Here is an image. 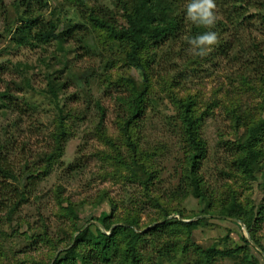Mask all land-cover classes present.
Returning <instances> with one entry per match:
<instances>
[{"label": "rangeland", "instance_id": "obj_1", "mask_svg": "<svg viewBox=\"0 0 264 264\" xmlns=\"http://www.w3.org/2000/svg\"><path fill=\"white\" fill-rule=\"evenodd\" d=\"M29 1L34 10L52 17L59 30L83 24L90 30L85 40L91 48L69 40L71 48L65 53L54 41L35 50L10 49L18 24L14 6H23L21 0L0 1V91L8 92L5 100L0 97V144L16 175H21L24 165L30 167L39 161L51 146L57 110L51 96L42 90L47 89L45 70L66 81L56 100L73 116L67 120L70 135L59 164L37 178L26 173L23 183H28L30 196L11 215L3 195L12 197V203L16 199L12 190L18 187L12 179L0 178V264H54L57 259L64 260L79 229L105 231L96 220L103 212L109 215L111 227L129 219L137 222V231L142 233L139 257L143 264H203V250L215 243L216 248L234 251L235 256L214 255L208 264H238L245 256L264 264V126L259 123L264 118V59L260 56L264 55V0H243L249 5L248 11L237 28H227L230 44L237 37L240 41L235 58L219 54L212 61L205 52L199 62H190L194 64L187 67L185 58L174 56L173 51L181 49L180 42L158 48L150 70L146 111L136 119L132 132L133 141L144 153L133 152L120 129L122 119L129 115L127 93L109 83V78L142 81L139 71L124 63L123 46L108 38L104 30L92 27L88 17L77 16L64 0ZM84 1L86 16L109 8L108 17L118 25L125 24L122 9L114 0ZM3 8L8 12L7 21ZM187 45L184 54L193 58L195 52L190 43ZM16 61L21 62L19 71ZM25 76L32 77L37 90L18 88ZM188 99L201 120L199 134L206 157L196 172L203 178L206 199L211 201L208 209H219L235 200L253 210L251 229L240 221L201 214L205 208L202 199L193 193L185 198L177 193L180 186L185 187L184 173L191 161L174 101ZM234 116L240 117L238 124ZM252 126L256 129L249 140ZM248 140L253 141L257 155L253 179L236 166L237 154L245 147L242 143L248 144ZM134 160L154 172L149 193L132 178L130 168L138 169ZM106 198L112 199L113 206ZM68 203L77 205L76 216L64 215ZM201 217L206 219L196 228L184 225ZM119 236L124 248V235ZM87 246L81 249L85 254L89 253Z\"/></svg>", "mask_w": 264, "mask_h": 264}, {"label": "trees", "instance_id": "obj_2", "mask_svg": "<svg viewBox=\"0 0 264 264\" xmlns=\"http://www.w3.org/2000/svg\"><path fill=\"white\" fill-rule=\"evenodd\" d=\"M64 1L74 7L73 10L77 16L88 17L87 21L92 27L104 30L108 33V38L120 43L125 51L124 63L139 71L142 77L140 83L134 81L125 82L121 78H117L116 80L109 78V83L123 88L127 93L129 115L127 118L122 119L120 129L123 135H125L127 143L132 151H141L142 153L145 151L141 148L140 150L137 148L136 141H133L132 138V132L136 129L135 122L146 111V100L151 89L150 70L157 58L158 48L162 45H166L168 42H180L181 49L173 51L175 52L174 56L178 55L181 60L185 58L184 66L188 67L199 62L201 55H197L196 53L200 52L201 49L195 50V56L193 58L186 57L184 52L189 48L187 43H189L191 39L211 32L216 34L217 39L214 44L204 49V52H207V55L206 53L204 55L208 56L212 61L219 54H227L228 57L232 56L235 58L234 51L236 50V45H238L240 41L236 40L239 39L237 37L234 44H230L227 40V28L229 26L237 28L235 25H240V18L245 15L249 7L243 0H228V3L226 0H214L216 4V8L213 10L216 17L215 22L212 26H205L193 23L187 18V5L192 3L193 0H127V3L122 0H114L116 6L121 7L122 17L125 20V24L118 25L108 17L107 11L109 8H106L103 12L98 14H92L91 12L86 16L88 9L84 0ZM21 4L23 6L22 8H20L21 5L14 6L15 19L18 24L12 32L10 49L19 51L25 47L30 50H35L37 47L54 41L56 48L64 50L65 53L68 51V48H71V46L68 45L69 40H74V43L77 40L83 47L91 48L85 40L90 30L86 29L83 24L75 23L66 29L59 30L58 25L53 21L52 17L47 18L34 10L29 0H21ZM91 11L93 10L91 9ZM50 16H52L51 12ZM3 18L5 21L8 20V12L4 8ZM151 52H153L152 56L149 55ZM260 56H263L264 59L262 53ZM38 59L44 60L42 57H38ZM190 62L194 63L191 64ZM20 65L21 62L16 61V69H18ZM23 65L28 68L27 64L24 63ZM19 70L20 69H18V71ZM44 76L47 81V89H42L44 90L43 93L51 96L49 99H51V102L57 110V114L53 119L55 126L54 131L51 133L52 139L50 149L45 151L39 161L35 162L32 166L29 167L27 164L24 165L21 175H16L6 155L3 153L5 147L3 144H0V178L12 179L16 182L18 187L12 190L16 197L12 203H10L13 199L12 197L3 195L7 200V206H9L7 207V213L10 215L13 214L16 206L25 203L30 196L28 191H26L28 183H23L25 182V177L27 178L26 173H30V178H37L49 174L54 167L59 164V160L63 155L64 145L68 141L70 135V128L67 120L73 117L72 113L69 110L59 107L56 100L58 98V91L64 89L66 81H62L48 70L44 71ZM18 88L21 90L25 88L37 90V88L33 86L32 77L28 76L24 77ZM42 90L38 88V93H42ZM7 93V91H0V97L3 96L2 100H5ZM174 102L178 106L177 119H179L181 123L182 136L185 138L190 148L189 160L191 161V165H188L184 173L183 182H185V187L180 186L177 193H181L182 198L193 193V196L202 199L205 208L201 214H216L224 218H232L235 221H241L248 229H251L254 218L253 210L242 207L235 200H230L219 209H208L209 202L211 201L206 199L207 194L203 185V178L196 172L201 160L206 157V148L199 134L201 120L199 116L193 113V102L190 99ZM96 105L99 107L98 101ZM234 119L237 124L240 122V117L234 116ZM259 123L264 126V118ZM255 129V126L249 128L247 139L250 140ZM5 130L7 133L9 132L7 128ZM249 140L248 144L242 143L245 147H242L241 151L237 154L236 166L246 177L253 179L256 170L257 155L251 146V142L253 141ZM133 163L136 164L138 169L135 167L130 168L132 178L138 180L139 183L141 182L143 189L149 193L150 184L153 183L155 178L154 172L147 169L143 162L134 160ZM106 199L109 204L113 206L112 199ZM64 210V215L74 214V216H76L77 205L73 206L68 203L64 207ZM167 215L169 214H165V216ZM8 218H11V216H8ZM108 218L109 215L103 212L100 217L96 219L104 226L105 231H101L99 228H97L96 232H91L88 228L79 229L78 234L74 236L73 244L67 250V257L64 258L65 261L57 259L54 264H77L76 260L79 261V264H143L139 257V245L142 241V233L137 231V222L134 219H129L123 224L115 222L116 225L111 227L112 222H107ZM203 219L206 218L201 217L195 221L187 222L184 225L188 228H191V226L196 228L199 223L204 221ZM166 224H168V222L159 224L158 227H154V229L157 230V228ZM119 233L124 235V242L126 244L124 248L120 247L121 239ZM244 240H246V238ZM256 243L259 244L258 241H256ZM86 245H88L86 248H89L88 254L81 251ZM260 247L263 248L261 245ZM203 251L204 255L200 259L203 264H208L210 258L214 255L221 254L230 258L235 256L234 251L216 248V243L208 246ZM68 257H71V260L68 259ZM238 264H256V262L245 256Z\"/></svg>", "mask_w": 264, "mask_h": 264}, {"label": "clouds", "instance_id": "obj_3", "mask_svg": "<svg viewBox=\"0 0 264 264\" xmlns=\"http://www.w3.org/2000/svg\"><path fill=\"white\" fill-rule=\"evenodd\" d=\"M215 8L216 4L214 0H193L192 3L187 5V18L193 23L212 26L216 19L213 11ZM216 39V34L210 32L189 40V43L192 46L193 52H195L196 49H201V51L196 54L204 55V49L214 44Z\"/></svg>", "mask_w": 264, "mask_h": 264}, {"label": "water", "instance_id": "obj_4", "mask_svg": "<svg viewBox=\"0 0 264 264\" xmlns=\"http://www.w3.org/2000/svg\"><path fill=\"white\" fill-rule=\"evenodd\" d=\"M229 219H232V218H229ZM233 220V219H232ZM240 223L242 224V222L240 221ZM243 225V224H242ZM254 245H257L255 242H252Z\"/></svg>", "mask_w": 264, "mask_h": 264}]
</instances>
